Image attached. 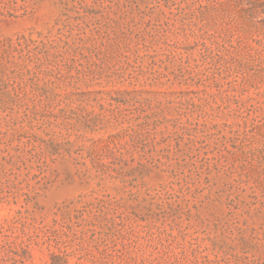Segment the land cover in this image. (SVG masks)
Here are the masks:
<instances>
[{"label":"rangeland","instance_id":"374dc122","mask_svg":"<svg viewBox=\"0 0 264 264\" xmlns=\"http://www.w3.org/2000/svg\"><path fill=\"white\" fill-rule=\"evenodd\" d=\"M0 264H264V0H0Z\"/></svg>","mask_w":264,"mask_h":264},{"label":"trees","instance_id":"16d2710c","mask_svg":"<svg viewBox=\"0 0 264 264\" xmlns=\"http://www.w3.org/2000/svg\"><path fill=\"white\" fill-rule=\"evenodd\" d=\"M254 8H256V6H254Z\"/></svg>","mask_w":264,"mask_h":264}]
</instances>
